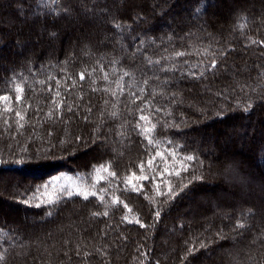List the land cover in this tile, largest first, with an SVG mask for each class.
<instances>
[{
	"label": "trees",
	"instance_id": "16d2710c",
	"mask_svg": "<svg viewBox=\"0 0 264 264\" xmlns=\"http://www.w3.org/2000/svg\"><path fill=\"white\" fill-rule=\"evenodd\" d=\"M0 264H264V0H0Z\"/></svg>",
	"mask_w": 264,
	"mask_h": 264
},
{
	"label": "rangeland",
	"instance_id": "374dc122",
	"mask_svg": "<svg viewBox=\"0 0 264 264\" xmlns=\"http://www.w3.org/2000/svg\"><path fill=\"white\" fill-rule=\"evenodd\" d=\"M98 175L96 173L95 179L98 178ZM48 180L41 193V200L43 201L51 202L52 199L61 194L68 196L69 193H77L85 196V194L88 195L93 192L92 187H89V184L83 182L77 173L60 171L51 175Z\"/></svg>",
	"mask_w": 264,
	"mask_h": 264
},
{
	"label": "snow or ice",
	"instance_id": "6c2138e0",
	"mask_svg": "<svg viewBox=\"0 0 264 264\" xmlns=\"http://www.w3.org/2000/svg\"><path fill=\"white\" fill-rule=\"evenodd\" d=\"M202 8H203V3L201 4V8L200 9H197V11H199V10H202ZM178 55H183V53H178ZM212 67H215V64H213L212 65ZM128 73H125V75H127ZM84 77H83V74H81V79H83ZM17 91H21V89H17ZM3 99H8V97H4ZM17 99H19V97H17ZM250 107V106H249ZM248 109H245V111H247ZM141 111H143V110H141ZM157 111H159V109H157ZM140 119L141 120H146L147 119V117H145V116H141L140 117ZM146 131H147V129H146ZM150 143H151V141H149ZM186 159L187 160H192L193 159V157H191V156H188V157H186ZM149 164H151V161H149ZM101 168L103 169V170H105V171H107V168L105 167V166H101ZM99 171V170H98ZM112 175H114V173H111ZM177 175H179V173H176ZM144 179H147V177H143ZM170 191H171V189H170ZM69 195H71V193H69ZM85 199H87V194H85ZM37 207L39 206V205H36ZM125 207H127L126 205H125ZM107 213H105V215H106ZM159 215V213H157V216ZM138 222V221H137ZM143 226V225H142Z\"/></svg>",
	"mask_w": 264,
	"mask_h": 264
}]
</instances>
